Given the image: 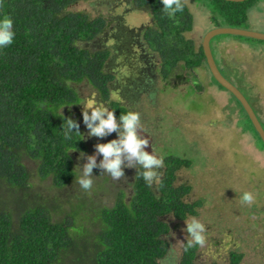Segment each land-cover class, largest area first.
<instances>
[{
	"label": "trees",
	"instance_id": "trees-1",
	"mask_svg": "<svg viewBox=\"0 0 264 264\" xmlns=\"http://www.w3.org/2000/svg\"><path fill=\"white\" fill-rule=\"evenodd\" d=\"M81 1L0 0V15L13 19L16 32L13 44L0 51V264H162L171 248L166 218L184 222L204 206L186 200L192 186L177 185L178 173L193 162L173 155L164 158L160 183L151 187L131 170L129 197L118 189L110 207L87 206L83 196H76L77 205L64 199L77 175L73 154L89 150L81 131L78 139L64 140L62 116L71 117L58 111L82 102L79 86L91 87L119 119L132 111L123 100L143 96L154 76L166 85L179 68L191 73L187 81L197 69L209 70L203 47L185 36L194 16L184 0L172 16L160 0H117L128 12L148 13L151 24L139 28L129 26L126 15L111 22L73 11ZM254 2L208 4L238 25L247 23ZM43 101L46 107L38 108ZM234 103L246 115V134L264 147L242 105ZM259 118L264 127L261 112ZM34 179L59 195L42 196ZM199 249L182 248L178 264H197ZM243 257L232 252L230 264Z\"/></svg>",
	"mask_w": 264,
	"mask_h": 264
},
{
	"label": "rangeland",
	"instance_id": "rangeland-1",
	"mask_svg": "<svg viewBox=\"0 0 264 264\" xmlns=\"http://www.w3.org/2000/svg\"><path fill=\"white\" fill-rule=\"evenodd\" d=\"M184 1L194 16L193 30L185 36L197 48L203 45L208 32L216 28L228 27L264 34V0H255L248 12L247 23L238 25L230 23L217 11L213 13L209 0H198L194 4ZM72 10L86 12L93 18L103 16L111 22H114L115 16L123 14L131 27L151 24L148 13L128 12L126 5L119 4L117 0H82ZM211 49L223 76L250 101L253 98L264 118V41L219 35L212 39ZM174 74L183 75L185 79H177L173 75L165 85L154 76L143 96L132 98L133 102L122 100L132 111L141 114L143 135L150 142L147 151L151 152L152 146L164 158L173 155L193 162L191 169L178 173L177 185L192 186L187 201L204 202L197 218L206 226L207 243L199 249L196 263L230 264V254L236 252L244 255L241 264H264V147L258 139H255V144L253 137L246 134L242 128L246 115L208 69H197L195 77L189 81L186 76L191 73L184 69L179 68ZM78 91L82 102L62 109V113L79 121L80 131L88 141L89 150L85 154L92 155L97 143L116 139L117 133L103 138L87 137L88 130L82 116L84 104L91 102L95 106L103 103L86 84L79 86ZM119 97L113 95L114 99ZM73 156L76 166L86 162V157L79 158L80 153ZM102 158V154L97 156V163ZM131 170L126 168L124 177L113 180L95 168L92 190L83 195L85 191L79 193L80 186L74 181L73 186L65 191L67 197L64 199L77 205L80 201L76 196H83L87 206L110 207L118 189L125 190L129 197L133 181ZM34 183L36 190L47 199L59 195L57 190L45 183L36 179ZM245 191L252 192L256 197L251 207L240 203L239 196ZM166 221L171 226L170 233L175 234L169 233L166 237L174 254H169L162 264H178L183 248L180 242L186 241L187 234L182 231L186 224L171 217Z\"/></svg>",
	"mask_w": 264,
	"mask_h": 264
},
{
	"label": "clouds",
	"instance_id": "clouds-1",
	"mask_svg": "<svg viewBox=\"0 0 264 264\" xmlns=\"http://www.w3.org/2000/svg\"><path fill=\"white\" fill-rule=\"evenodd\" d=\"M160 3L163 5V12L169 16L181 12L184 7L182 0H160ZM15 35L13 19L7 15H0V51L13 44ZM46 105L47 101H43L39 102L37 107L42 109ZM65 105H61L58 108L61 114ZM84 106L82 116L83 124L88 130L87 137L103 138L116 132L117 138L107 143H97L95 145L96 151L92 155L80 153L79 158L85 159L86 157V162L83 165L77 164L75 168L77 175L74 176L75 183L85 192L92 190L95 177L93 169L95 168L100 169L102 174H107L113 180H119L124 177L126 168L135 169V178L142 179L147 186L151 187L154 183H160L158 170L164 167V157L160 156L152 146L151 152L146 150L150 142L143 135L144 129L141 123V114L137 111L129 110L121 113L119 119H117L115 110L109 109L104 104L93 106L91 102H88ZM62 119L64 120L62 126L64 140L71 142L74 139H78L82 135L79 130V121L72 118H64L63 116ZM101 154L103 158L97 163V156ZM239 200L242 205L251 207L255 203L256 197L252 192L245 191L239 196ZM184 220L186 228L182 229V231L187 235L185 237L186 243L180 242L183 250L188 252L193 248H203L207 243L205 224L195 216ZM169 235L174 236L175 234L170 233ZM169 251L170 254H174L173 249L170 248Z\"/></svg>",
	"mask_w": 264,
	"mask_h": 264
},
{
	"label": "water",
	"instance_id": "water-1",
	"mask_svg": "<svg viewBox=\"0 0 264 264\" xmlns=\"http://www.w3.org/2000/svg\"><path fill=\"white\" fill-rule=\"evenodd\" d=\"M225 1L234 2V3H242L248 0H225ZM219 35H234V36H239L243 38L264 41V34L253 32V31H248V30L224 27V28H216L208 32V34L205 36L204 41H203V50H204L206 62L208 64L210 73L212 74L215 81L225 90L230 92L237 99V101L242 105L248 118L253 124L256 132L259 134L262 142L264 143V127L260 123L250 103L248 102L246 97L243 95V93L236 86H234V84H232L230 81H228L223 76V74L221 73L220 69L217 66V63L215 61V58L213 56L212 49H211V41L214 37L219 36Z\"/></svg>",
	"mask_w": 264,
	"mask_h": 264
},
{
	"label": "flooded vegetation",
	"instance_id": "flooded-vegetation-1",
	"mask_svg": "<svg viewBox=\"0 0 264 264\" xmlns=\"http://www.w3.org/2000/svg\"><path fill=\"white\" fill-rule=\"evenodd\" d=\"M176 78L177 79H185V76H183V75H178V74H176ZM264 81V80H263ZM244 95V94H243ZM245 96V95H244ZM246 97V96H245ZM255 98V97H254ZM246 99L249 101V99L246 97ZM249 103H250V105H251V107L253 108V110H254V112H255V114L257 115V117H258V119H259V121H260V123H261V120H260V118H259V115H260V110L255 106H252V103L249 101ZM262 124V123H261ZM263 125V124H262Z\"/></svg>",
	"mask_w": 264,
	"mask_h": 264
}]
</instances>
